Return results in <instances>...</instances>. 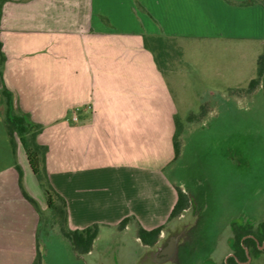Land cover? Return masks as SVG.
Here are the masks:
<instances>
[{
	"label": "crops",
	"instance_id": "1",
	"mask_svg": "<svg viewBox=\"0 0 264 264\" xmlns=\"http://www.w3.org/2000/svg\"><path fill=\"white\" fill-rule=\"evenodd\" d=\"M242 1L7 0L2 5L4 85L17 107L42 125L36 141L47 149L44 169L65 201L67 227H99L83 255L60 233L41 236L42 264H48L53 242L71 264L178 262L177 243L170 257L158 258L177 200L173 171L180 157L174 160L173 137L175 119L181 123V118L168 77L202 44L228 59L244 58L246 48L262 50L264 8L235 4ZM144 36L169 39L161 66L144 46ZM182 127L179 140L186 134ZM16 162L24 190L45 211V196L20 146ZM38 223V213L21 193L0 114V264L33 263ZM139 227H162L157 248L140 242Z\"/></svg>",
	"mask_w": 264,
	"mask_h": 264
},
{
	"label": "rangeland",
	"instance_id": "2",
	"mask_svg": "<svg viewBox=\"0 0 264 264\" xmlns=\"http://www.w3.org/2000/svg\"><path fill=\"white\" fill-rule=\"evenodd\" d=\"M202 45L168 77L186 129L174 182L192 202L166 226V239L180 245L188 238L182 264L191 263L192 249L202 259L217 237L223 258L232 223L253 227L264 221V79L251 97L244 91L262 50L246 48L244 58L228 59ZM49 231L59 233L58 223ZM50 247L48 264H71L56 242Z\"/></svg>",
	"mask_w": 264,
	"mask_h": 264
},
{
	"label": "trees",
	"instance_id": "3",
	"mask_svg": "<svg viewBox=\"0 0 264 264\" xmlns=\"http://www.w3.org/2000/svg\"><path fill=\"white\" fill-rule=\"evenodd\" d=\"M7 0H0V16L2 5ZM135 7L138 10H143L141 5L134 1ZM254 3H260L264 8V1L260 0H245L237 2L235 4L245 6ZM144 46L150 50L158 66L163 64V57L167 56V42L169 39L162 36H144ZM5 62V56L2 52V44L0 42V114L2 124L10 145L12 156L14 159V167L18 173V184L23 197L33 206L39 216L38 229L36 234V255L32 264H42V254L40 251V239L43 235L50 233L49 229L58 223L59 233L66 238L72 245L73 250L79 254H87L92 244L97 237L99 227L97 224H93L82 230H70L67 227V212L64 199L53 189L47 174L44 169V160L46 154V147L37 143L36 138L42 130V125L33 122L30 115L20 110L16 103L13 94L6 88L3 82V66ZM264 79V44L261 53L256 60V72L255 77L252 78L246 89V93H252ZM183 131L182 124L175 119V133L173 137V150L174 160L180 155V140L179 136ZM20 146L26 156L28 166L35 176L46 201V210L42 211L38 203L30 197L24 190L22 183V170L16 162V148ZM177 193L176 203L169 215V220L179 217L190 205L191 199L187 192H184L178 186L175 187ZM129 219H124L120 222L118 228L122 229L128 223ZM231 227L235 230V238L237 241L242 235L252 233L253 227H248L247 224L237 226L232 223ZM257 228L260 229L259 239L264 238V221L259 223ZM162 227H158L152 230H144L141 227L137 229V238L143 245L153 246L156 244ZM247 244V241H245Z\"/></svg>",
	"mask_w": 264,
	"mask_h": 264
},
{
	"label": "flooded vegetation",
	"instance_id": "4",
	"mask_svg": "<svg viewBox=\"0 0 264 264\" xmlns=\"http://www.w3.org/2000/svg\"><path fill=\"white\" fill-rule=\"evenodd\" d=\"M257 226H259V223L254 226L252 233H247V234L242 235L239 241H237L235 238V234H234L235 230L230 226L229 230L231 232V235L228 238H226V245H227L228 251L223 256V258H221V256L223 255L221 253L222 246L219 245L218 243L219 237H217L213 242L211 241L210 246L207 247L208 251L207 252L205 251L206 253L204 252L205 254L204 256H202V259L197 257L196 250L191 248L192 249V251L190 250V262L191 263L189 264H264V262L260 263L259 261V259L264 256V251L260 249L261 247H264V238L262 240L259 239L260 229L257 228ZM168 234H169V231H165V234H164L165 239L167 238ZM186 236L189 237L188 234ZM168 240H167V243H168ZM187 241H188V238L183 243H180V246H179L180 248H178L179 250L178 262L176 264H182V255L184 251L186 250V247L188 246ZM245 241H247V244H245ZM156 244H154L153 246H149V247L150 248L155 247ZM158 258L159 260H161V256H159ZM163 264H171V263L164 262Z\"/></svg>",
	"mask_w": 264,
	"mask_h": 264
},
{
	"label": "water",
	"instance_id": "5",
	"mask_svg": "<svg viewBox=\"0 0 264 264\" xmlns=\"http://www.w3.org/2000/svg\"><path fill=\"white\" fill-rule=\"evenodd\" d=\"M177 243V240L175 238H169L168 243L166 246H164L159 251V256H161V259H165L170 257L174 253L175 244Z\"/></svg>",
	"mask_w": 264,
	"mask_h": 264
},
{
	"label": "built area",
	"instance_id": "6",
	"mask_svg": "<svg viewBox=\"0 0 264 264\" xmlns=\"http://www.w3.org/2000/svg\"><path fill=\"white\" fill-rule=\"evenodd\" d=\"M72 118H73V120H76V115H75V114H73V117H72Z\"/></svg>",
	"mask_w": 264,
	"mask_h": 264
}]
</instances>
